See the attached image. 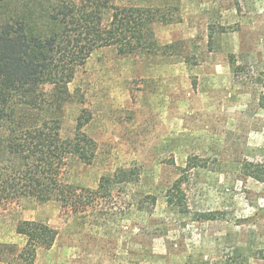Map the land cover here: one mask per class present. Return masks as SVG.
<instances>
[{"label":"rangeland","instance_id":"obj_1","mask_svg":"<svg viewBox=\"0 0 264 264\" xmlns=\"http://www.w3.org/2000/svg\"><path fill=\"white\" fill-rule=\"evenodd\" d=\"M133 1L178 16L155 25L173 52L96 49L60 112L64 137L84 114L97 142L91 163L68 162L79 195L120 168L135 178L71 209L58 196L4 201L0 264L24 263L23 220L59 231L35 264H264V181L243 169L264 163V0ZM179 179L183 208L168 202Z\"/></svg>","mask_w":264,"mask_h":264},{"label":"trees","instance_id":"obj_2","mask_svg":"<svg viewBox=\"0 0 264 264\" xmlns=\"http://www.w3.org/2000/svg\"><path fill=\"white\" fill-rule=\"evenodd\" d=\"M178 21L166 7L133 0H0V204L26 196H58L65 209L94 204L114 184L128 183L134 169L103 176L99 188L79 195L66 182L69 160L91 163L97 142L80 116L76 134H62L61 110L73 99L69 84L77 69L98 48L115 46L122 55L171 54L162 46L155 25ZM190 165V168L196 167ZM247 175L264 181V163L247 161ZM183 179L168 191V202L183 208ZM91 193V194H90ZM216 218L214 213L204 215ZM17 232L26 237L23 264H35L38 250L50 248L58 229L40 220H23Z\"/></svg>","mask_w":264,"mask_h":264}]
</instances>
